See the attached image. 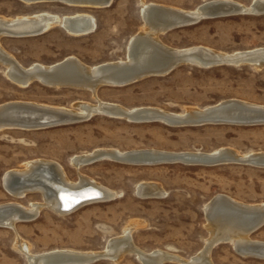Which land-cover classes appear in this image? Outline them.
<instances>
[{
  "label": "rangeland",
  "instance_id": "374dc122",
  "mask_svg": "<svg viewBox=\"0 0 264 264\" xmlns=\"http://www.w3.org/2000/svg\"><path fill=\"white\" fill-rule=\"evenodd\" d=\"M145 1L187 12L214 0ZM251 1L230 0L242 6L255 0ZM60 3L28 5L21 0H0V17L5 19L46 11L58 16L81 12L95 20L93 32L77 37L54 25L41 35L0 38L1 47L21 66L50 65L66 57H75L87 66L122 60L129 41L144 27L139 0H112L106 7L86 9ZM167 29L158 34V39L170 50L199 48L232 54L264 48V14L261 13L202 18L183 27ZM167 59L163 56L160 60ZM171 59L169 61L174 60ZM197 65L184 62L166 75L163 74L168 70L124 86H101L95 91V98L86 89L50 88L39 82L19 86L7 79L5 68L0 64V104L28 101L70 108L81 101L95 104L98 99L126 109L153 107L175 114L230 99L264 106V68L245 65L202 68ZM102 148L172 153L225 148L241 155L257 154L264 153V125L175 126L161 121L134 122L97 113L86 120L56 127L0 131V204L28 205L41 201L39 193L13 198L2 185L6 171L17 169L32 159L58 163L72 182H78L79 172L116 193L111 200L84 205L65 215L43 208L35 219L16 223L15 229L0 227V264H27L23 254L14 247L16 236L28 243L31 253L97 252L110 240L121 236L127 227L133 228L131 239L139 249L164 250L188 259L197 254L210 237L204 208L215 197L226 195L244 205L264 203V168L247 164L128 165L106 159L77 169L70 164L71 157ZM141 183L157 184L162 195H138L136 187ZM249 238L264 242V225ZM210 256L213 264H264V259L240 256L228 242L213 246ZM91 264L140 263L133 255H124L117 263L99 259Z\"/></svg>",
  "mask_w": 264,
  "mask_h": 264
},
{
  "label": "bare ground",
  "instance_id": "6f19581e",
  "mask_svg": "<svg viewBox=\"0 0 264 264\" xmlns=\"http://www.w3.org/2000/svg\"><path fill=\"white\" fill-rule=\"evenodd\" d=\"M26 4L43 3V2H61L73 7H106L112 0H21ZM253 1V0H252ZM251 1V2H252ZM60 3V4H61ZM142 18L144 19V27L140 29L135 37L131 38L128 43L125 59L113 62H104L101 64L87 66L75 59V57H66L61 61H69V66L61 69L64 73L85 74L94 79V83H99L105 80L106 76L114 73L117 70H128L137 77H144L147 72L164 73L177 64L184 62H192L198 65L206 63L210 58H225L232 56H243L251 53H264V48L249 50L246 52H232V54L214 53L199 48L170 50L163 47L158 39V34L167 29L171 24L182 22H194L202 18H210L208 15L217 12H226L228 15L234 14H264V0H255L248 6L226 1L214 0L202 3L187 12L171 9L166 6L148 3L145 0H139ZM34 5V4H33ZM85 8V9H86ZM91 9V8H90ZM254 15V14H253ZM1 16V15H0ZM141 16V15H140ZM142 20V19H141ZM187 23V25H188ZM59 25L67 33L72 36H80L89 34L95 29V20L91 15L86 13L76 12L71 15L58 16L52 13L41 11L5 19L0 17V38L4 36H24L35 35L36 33L45 32L50 27ZM193 47V46H192ZM195 47V46H194ZM198 47V46H197ZM206 48V47H204ZM209 49V48H208ZM213 50V49H212ZM243 51V50H242ZM221 52V51H220ZM165 54V55H164ZM163 56H167V60L161 61ZM173 61H169L171 58ZM161 59V60H160ZM172 60V59H171ZM59 61V62H61ZM59 62L50 65L33 63L27 67H23L16 62L12 55L8 54L0 44V64L5 68L4 73L7 79L13 81L19 86H26L34 75H41L47 71H51ZM188 65V64H187ZM190 65V64H189ZM250 67V66H249ZM63 73V74H64ZM159 76V75H158ZM15 84V85H16ZM113 85V84H112ZM90 87V86H89ZM58 88V87H57ZM96 86L91 92L95 95ZM236 103L246 113L247 110L259 108L264 110V106L254 105L245 101L230 99L218 102L211 106H206L200 109L186 110L185 113H169L153 107H138L126 109L116 104L102 102L97 99L95 104L88 102H78L70 108L39 104L28 101H9L0 104L2 108L5 104H22V106H39L42 108H50L55 111L66 113L75 117H85L97 113H103L111 116L121 117L134 122H145L143 118H153L149 121H161L169 124L168 118L175 116H185L187 114H201L206 109L226 102ZM95 110V112H93ZM184 112V111H183ZM18 114H23L29 117L30 112L18 111ZM1 119V117H0ZM135 119V120H133ZM86 120V119H85ZM148 121V122H149ZM147 122V121H146ZM3 122L0 121V131L4 130ZM173 125V124H171ZM177 126V125H175ZM16 129V128H7ZM28 130V129H21ZM104 152L103 155H111L110 153L119 154V158L129 154H142L154 156L157 154H187L197 157L209 156L213 154L224 155L228 159H243L250 160L254 163L264 162V153L239 154L230 149H216L211 152H180L172 153L167 151H159L154 149H142L131 151H119L116 149H94L88 153L75 155L70 158V164L76 169L83 165L86 156L93 152ZM117 158V156H116ZM106 160L119 162L110 158ZM259 161V162H258ZM122 164H128L119 162ZM185 164V163H184ZM86 165V164H84ZM138 165V164H132ZM192 165V164H190ZM194 165V164H193ZM250 165V164H247ZM254 166V165H250ZM258 167V166H256ZM78 182L69 180L63 168L56 162L46 159H32L23 163L17 169L6 171L2 179V185L5 191L13 198H22L27 194L39 193L41 201L39 203H30L22 205L18 202H5L0 204V227L15 229V224L18 222H26L35 219L41 209L46 208L54 213L65 215L75 211L76 209L88 205L108 201L116 196V193L111 189L104 187L78 172ZM136 192L142 197L151 195L161 196L162 191L158 185L151 183H141L136 187ZM223 195V194H222ZM95 197L92 200H86L73 206L75 203L82 201L85 198ZM209 202V201H208ZM73 206V207H72ZM69 209V210H68ZM264 209V203L257 205H244L238 203L231 198L225 196H217L209 202L204 213L207 221L206 228L210 237L206 240L203 248L192 257L184 259L178 255L162 250L144 251L136 247L131 239L132 227H127L123 230L121 236L110 240L102 251L87 252L75 250H51L41 253H31L28 243L21 240L18 236L15 238L14 247L23 254L27 264H58L64 261H84L90 256L104 255L101 259H108L117 263L124 255H133L140 264H162L165 262H174L177 264H213L210 256V250L217 243H230L232 248L240 256L255 257L264 259V242L252 241L249 237L253 232L254 223L251 220L255 213H250L252 210ZM263 217L260 216L257 219ZM264 220V217L261 218ZM261 227V226H260ZM259 227V228H260ZM207 247V248H206ZM97 261V260H96ZM95 262V261H94ZM93 263V262H91ZM87 263V264H91ZM86 264V263H83Z\"/></svg>",
  "mask_w": 264,
  "mask_h": 264
},
{
  "label": "water",
  "instance_id": "95a60500",
  "mask_svg": "<svg viewBox=\"0 0 264 264\" xmlns=\"http://www.w3.org/2000/svg\"><path fill=\"white\" fill-rule=\"evenodd\" d=\"M263 14V13H261ZM210 18L224 17L228 16L225 12H217L211 15H208ZM199 19L195 22H198ZM188 23V22H187ZM186 22L182 23H174L171 24L167 31H170L175 28L186 26ZM194 23V22H193ZM44 32L36 33V35H41ZM69 61H61L50 71L42 73L41 75H34L27 84H31L33 82H39L40 84L50 87V88H75V89H86L91 91L94 86H96V90L101 86L106 85H117L124 86L131 83H134L138 80L149 76H157L161 75V73H154V71L147 72L144 77H137V75H133L132 72H128V70H117L114 73H110L109 76L105 77V80H102L97 84L94 82V79L90 78L85 74H72V73H64L61 69L69 66ZM177 64L173 66L170 70H168L165 74H168L173 69L180 66ZM221 65H233V66H250V67H260V69L264 68V53H251L243 56H232L225 58H210L206 63H202L201 65H197L202 68H211ZM64 73V74H63ZM90 86V87H89ZM28 111L30 112V116H24L23 114H18V111ZM95 112V110L93 111ZM97 112V111H96ZM95 112V113H96ZM94 115V114H93ZM92 115H87L85 117H75L72 115H68L66 113H62L59 111H55L50 108H42L39 106H22V104H5L0 108V121L3 122V128H16V129H28V130H37L44 129L50 127H56L65 124H71L78 121H82L84 119H88ZM135 120V119H133ZM141 120L149 121L154 120L153 118H143ZM170 121L169 124L177 125V126H200V125H264V110H260L259 108H251L247 110L246 113L242 112L240 106L236 103L226 102L216 106H212L209 109H206L203 113L198 114H187L185 116L179 117H171L168 118ZM104 152H93L89 156H86L85 160L82 162L84 164L93 163L98 160L110 158L119 162L129 163V164H138V165H152V164H160V163H185V164H204V165H219V164H250L254 166H258L264 168V162L254 163L250 160L243 159H228L224 155L221 154H213L209 156L197 157L194 155L187 154H157L154 156L142 155L129 153L123 157L119 158V154L110 153L111 155H103ZM117 156V158H116ZM95 197L85 198L78 203H75L73 206L79 204L80 202L86 200H92ZM72 206V207H73ZM69 210V209H68ZM250 213H255L257 216L251 220V224L254 223V227L252 231L256 230L260 226L264 225V220L261 218L264 217V209H256L252 210ZM260 213L263 214V217L257 219L260 216ZM207 248V247H206ZM105 257L104 255L90 256L84 261H64L58 264H83V263H91L96 260ZM49 264V263H47Z\"/></svg>",
  "mask_w": 264,
  "mask_h": 264
}]
</instances>
